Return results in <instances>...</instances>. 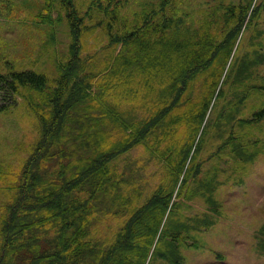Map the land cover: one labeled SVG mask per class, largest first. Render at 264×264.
I'll list each match as a JSON object with an SVG mask.
<instances>
[{"label": "trees", "instance_id": "16d2710c", "mask_svg": "<svg viewBox=\"0 0 264 264\" xmlns=\"http://www.w3.org/2000/svg\"><path fill=\"white\" fill-rule=\"evenodd\" d=\"M59 1L77 51L84 19L72 0ZM173 1L159 0L157 10L151 6L140 25L111 38L112 43L141 45L137 62L153 90L149 100L143 98L144 117L132 115L135 106L110 110L106 98L93 95L75 52L73 61L58 66L52 82L31 70L0 73V111L16 107L19 98L40 125L39 139L21 169L1 174L7 193L0 203V264L149 263L175 205L176 188L191 174L239 42L264 7L219 5V12L203 11L194 28ZM109 19L115 22V12ZM251 119L264 121V105ZM184 128L186 136H177ZM149 137L161 150V161L170 164L172 186L158 189L134 210L109 245L92 243L88 236L95 210L113 185L112 161L139 142H151ZM177 137L181 143L174 142Z\"/></svg>", "mask_w": 264, "mask_h": 264}, {"label": "rangeland", "instance_id": "374dc122", "mask_svg": "<svg viewBox=\"0 0 264 264\" xmlns=\"http://www.w3.org/2000/svg\"><path fill=\"white\" fill-rule=\"evenodd\" d=\"M72 1L84 19L77 51L59 0H0V73L31 70L52 82L58 66L73 61L75 52L93 95L106 98L110 110L135 106L132 115L144 117L143 98L149 100L153 90L137 62L141 45L112 43L111 38L140 25L151 6L157 10L159 0ZM228 4L260 8L264 0H174L172 6L196 28L203 11L219 12V5ZM151 47L161 54L157 45ZM232 64L191 174L176 188L175 205L147 264H264V121L250 122L264 105V7L245 29ZM33 96L38 100V94ZM39 136V122L23 100L0 111V203L7 193L1 174L18 172ZM149 140L112 161L113 185L94 209L92 243L109 245L134 210L158 189L172 186L170 164L165 166L157 143ZM174 142L181 143L178 137Z\"/></svg>", "mask_w": 264, "mask_h": 264}]
</instances>
